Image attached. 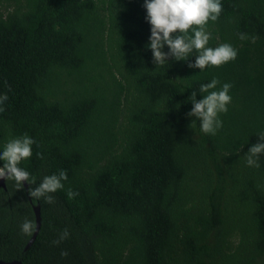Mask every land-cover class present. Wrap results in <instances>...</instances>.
I'll list each match as a JSON object with an SVG mask.
<instances>
[{
	"label": "trees",
	"instance_id": "trees-1",
	"mask_svg": "<svg viewBox=\"0 0 264 264\" xmlns=\"http://www.w3.org/2000/svg\"><path fill=\"white\" fill-rule=\"evenodd\" d=\"M222 4L208 46L238 56L200 71L195 51L154 64L144 0H0V152L25 133L36 141L19 165L35 183L0 187V261L264 264V155L259 169L244 158L264 132V0ZM213 78L232 102L210 135L187 114ZM61 170L54 203L30 197Z\"/></svg>",
	"mask_w": 264,
	"mask_h": 264
},
{
	"label": "clouds",
	"instance_id": "clouds-1",
	"mask_svg": "<svg viewBox=\"0 0 264 264\" xmlns=\"http://www.w3.org/2000/svg\"><path fill=\"white\" fill-rule=\"evenodd\" d=\"M144 8L147 11V22L151 25V35L148 47L153 54L155 65L163 66L169 58L176 61H186L195 51V63L189 64L190 68L200 71L208 66L220 67L238 56V49L230 43H222L217 47H210L209 41L212 34L207 29L209 21H218L223 12L222 0H144ZM241 41L251 39L255 43L257 36L249 37L245 33L239 34ZM165 46L169 49L164 51ZM218 78L200 86V93H206L203 98L197 100V93L192 92L190 99L192 104L189 117H195L200 121V129L204 134L215 135L222 129L223 121L219 118L221 113H227L228 105L232 102L230 83H224L219 90ZM10 90V89H9ZM9 99L8 95H0V112L5 109L4 103ZM260 142L253 145L245 154L244 158L248 167L259 169L260 157L264 155V132L259 133ZM36 141L27 133L22 137L11 139L0 152V160L4 161L0 167V179L14 180L18 187L22 188L23 182L29 185L35 183V178L22 167V161L32 156V146ZM66 170L59 174L45 176L39 185L29 189L30 197L45 198L46 203H54L52 193L64 188L63 181L67 180ZM69 199H74L78 192L69 189ZM35 222L25 218L21 225L22 233L31 235L36 230ZM69 231L64 229L58 240L53 241L58 245L61 241L69 238ZM66 251L61 252L62 257H67Z\"/></svg>",
	"mask_w": 264,
	"mask_h": 264
},
{
	"label": "water",
	"instance_id": "water-1",
	"mask_svg": "<svg viewBox=\"0 0 264 264\" xmlns=\"http://www.w3.org/2000/svg\"><path fill=\"white\" fill-rule=\"evenodd\" d=\"M23 186L25 189H27L26 182H23ZM0 187L4 188L3 179H0ZM32 210L34 213V220H35V224L37 225V227H36V230L33 232L32 236L30 237L29 241L27 242V244L24 248L25 251L30 247V245L35 240L37 233H38V230H39V227H40V213H39L38 205L32 206ZM0 264H20V262H18V261H11V262L0 261Z\"/></svg>",
	"mask_w": 264,
	"mask_h": 264
}]
</instances>
